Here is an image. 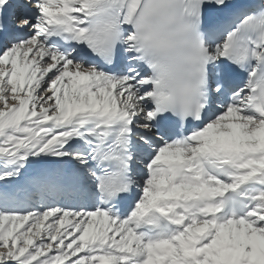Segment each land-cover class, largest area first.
<instances>
[{
	"label": "snow or ice",
	"instance_id": "1",
	"mask_svg": "<svg viewBox=\"0 0 264 264\" xmlns=\"http://www.w3.org/2000/svg\"><path fill=\"white\" fill-rule=\"evenodd\" d=\"M0 264H264V0H0Z\"/></svg>",
	"mask_w": 264,
	"mask_h": 264
}]
</instances>
